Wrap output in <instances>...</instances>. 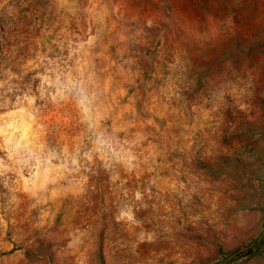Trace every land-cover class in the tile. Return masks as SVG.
Instances as JSON below:
<instances>
[{
    "label": "rangeland",
    "instance_id": "374dc122",
    "mask_svg": "<svg viewBox=\"0 0 264 264\" xmlns=\"http://www.w3.org/2000/svg\"><path fill=\"white\" fill-rule=\"evenodd\" d=\"M0 264H264V0H0Z\"/></svg>",
    "mask_w": 264,
    "mask_h": 264
},
{
    "label": "trees",
    "instance_id": "16d2710c",
    "mask_svg": "<svg viewBox=\"0 0 264 264\" xmlns=\"http://www.w3.org/2000/svg\"><path fill=\"white\" fill-rule=\"evenodd\" d=\"M113 77V76H112ZM83 79L85 81V87L82 89L74 90L73 96L79 97L78 103L81 108L82 114V132L81 139L78 143V149L81 150V154L88 155V145L93 142H102V140H107L108 146V158H110L111 163L119 162L122 164H127L129 162V157L126 154V150H122L121 147H124V142L119 141V137H124L122 141H127L131 137V129L126 130L125 132L119 133V136L116 135V132H111V134H115L116 137H102L99 141L96 137H93V133L97 130L92 126V121L96 118V116L100 115L104 110V102L108 98V91L106 88V80L108 77L105 76V72L100 66V61L98 59H94L92 62L88 64V67L85 68ZM76 100V99H74ZM99 132V131H98ZM100 133H103L100 131ZM108 135V134H107ZM107 137V138H106ZM74 137L69 136L68 142L66 140H62L59 134L55 132H50L47 136L48 142L52 148H56L58 153L63 149V147H69L72 144ZM74 144V143H73ZM117 163L115 165H117ZM113 167V165L111 164ZM104 174V173H103Z\"/></svg>",
    "mask_w": 264,
    "mask_h": 264
},
{
    "label": "water",
    "instance_id": "95a60500",
    "mask_svg": "<svg viewBox=\"0 0 264 264\" xmlns=\"http://www.w3.org/2000/svg\"><path fill=\"white\" fill-rule=\"evenodd\" d=\"M251 248H252V245L240 249V250H239L238 252H236L232 257H230V259H233L234 257H236V256H238V255H240V254H242V253L248 251V250L251 249Z\"/></svg>",
    "mask_w": 264,
    "mask_h": 264
}]
</instances>
